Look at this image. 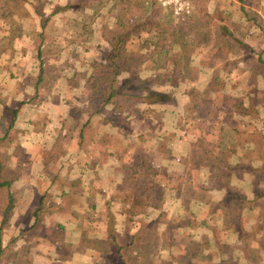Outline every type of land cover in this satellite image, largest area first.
<instances>
[{"label":"rangeland","instance_id":"1","mask_svg":"<svg viewBox=\"0 0 264 264\" xmlns=\"http://www.w3.org/2000/svg\"><path fill=\"white\" fill-rule=\"evenodd\" d=\"M115 1H97L91 5L87 2L86 7H83L84 3L80 0H34L36 14L48 18L45 32L51 41L47 43L43 57L51 65L50 69L47 68L44 87L52 90L54 83L60 79L70 83L68 86L66 83L64 91L70 99L72 112L79 115L98 110L97 107L104 100L105 85L100 83L94 87L88 80L90 77L99 78L100 70L96 69V64L111 50L107 39L121 32L116 24L120 13L117 14ZM154 1L163 21L159 26L148 28V34L145 32L125 45L126 54L131 57L120 62L126 69L118 76L116 86H120L126 77H141L152 80L151 88L172 101L163 106L148 107L141 99L120 98L119 108L108 107L105 112L113 121L108 127L114 126V131L123 127L127 131H138L136 129L140 128L141 121L151 117L150 123L148 121L149 124L143 126L149 137L154 138L163 132L160 131L162 127L159 123L166 124L167 134L175 133L181 137L183 141L178 144L176 151L184 155L183 159L189 157L186 166L191 168L182 167L177 175L189 183L187 195L190 198L202 194L211 207H206L205 213L197 215L202 211L200 205H186L188 209L194 210L191 211L192 217L175 221L183 224L188 220L191 238H200L201 234H195L199 226L197 220L205 218L209 212L212 227L218 230L220 238L227 241L223 251L228 254L231 247L239 242L233 236H224L226 233L221 227L231 229L235 223L219 205H223L227 197L254 195L255 191L264 190V66L258 60V55L264 51V29L256 28L247 18L248 14L264 19V0ZM74 3L79 8H74ZM12 10L14 14L17 12ZM56 10L59 13L52 15ZM137 10L133 8L129 12L133 20L139 19ZM222 27L229 29L233 36L224 34ZM36 28L37 37L40 38L42 29ZM158 29L164 33L157 34ZM8 51L14 53V49ZM5 55L9 57L6 52ZM20 61L22 65L26 62L23 59ZM37 63L38 69L40 60ZM7 67L10 69V66ZM6 70L0 71L1 79H9L13 74L11 70ZM158 74L161 76L158 77ZM140 95L142 97L144 94ZM164 110L172 118L166 123L163 122V117L166 118ZM127 116L133 117L134 126H127ZM104 119L98 116L96 123L105 122ZM59 127L53 126L52 129L58 133ZM119 144L120 140L116 141L115 147L121 148ZM241 161L243 164H240ZM237 165H242V168H230ZM249 171L257 174L251 181L253 184L256 182L251 189L253 193H249L247 187L251 176ZM170 173L171 170L166 168L162 176L169 177ZM155 197L153 193V199L147 200L145 208L158 205L159 201ZM169 200L164 203L163 214L168 218L174 217L166 212L172 207ZM231 201L228 208L238 210L241 203L234 199ZM125 202L130 204L133 200ZM90 203L92 200L88 201ZM182 203L183 200L178 197L176 204L179 209L185 208ZM117 206L116 209H120ZM242 206L250 207L244 203ZM256 208L257 214H264V199L259 201ZM134 218L130 217L131 221L136 222ZM140 219H144V216ZM150 219L152 216H148L146 225H149ZM244 219L243 225L239 226L248 235L251 233L248 230L250 219ZM256 221L253 219V222ZM170 223V219L163 221L164 225ZM151 224L153 226L144 232L148 237L159 233L156 230L157 223ZM257 226L264 229V220L259 221ZM212 234L203 232V239L210 248L207 250L213 255L216 254V246ZM123 235L131 237L130 232ZM244 239L247 254H251L252 259L257 258L250 247L249 237L245 236ZM126 255L131 257L132 252L127 251ZM258 258L264 259L260 254Z\"/></svg>","mask_w":264,"mask_h":264},{"label":"crops","instance_id":"2","mask_svg":"<svg viewBox=\"0 0 264 264\" xmlns=\"http://www.w3.org/2000/svg\"><path fill=\"white\" fill-rule=\"evenodd\" d=\"M7 1L0 0V71L6 68L13 74L9 79H1L0 75V264H110L112 252L104 251L110 244L101 246L97 240H104L99 232L105 226L98 218L106 216L108 208L125 225L124 233L130 232L131 237L136 232L145 236V230L153 226L150 222L157 223L158 232L167 226L163 224L165 219H158L164 214L167 199L172 206L167 215H174L170 221L192 217L194 210L186 205L194 203L202 210L197 215L205 213L203 200L188 197L189 183L177 175L182 167L191 168L184 165V155L176 151L182 139L178 134H167L166 124L162 123L159 125L163 132L149 138L148 161L155 173L147 174L140 168L136 172L144 186L150 185L144 198L149 201L155 193L159 203L145 208L125 202L135 197L122 190L127 169L112 154L114 136H120L125 128L114 131L109 124H97V117L91 118L88 112L85 115L72 112L61 79L52 90L44 87V80L40 90H34L38 94L31 91L41 71L36 68L41 43L36 27L39 29L42 17L34 10V0ZM18 4L26 8L25 14L13 13L12 7ZM8 49H14V53L10 54ZM20 59L26 61L24 65ZM23 101L25 105H21ZM164 114L163 122L172 119L165 110ZM90 119L94 121L87 132L85 124ZM151 120V117L143 119L138 131L130 133L134 139L127 136L129 147L134 143L139 150L147 148L148 144L139 136L146 134L143 126ZM126 121L127 126H134L132 116H127ZM53 126H60L58 133ZM82 137L84 143L80 146ZM166 168L171 170L169 177L162 176ZM178 197L183 200L185 210L177 206ZM117 205L120 209H116ZM142 216L144 219H140ZM148 216L152 219L146 225ZM130 217L137 221H131ZM197 221L195 234L201 236L193 240L188 220L181 226L171 225L175 236L171 244L162 241L161 264L163 260L165 264H210L211 253L203 239L206 230L201 219ZM87 231L91 234L85 237ZM180 234L182 240L177 238ZM129 243L131 246L122 250V257L126 264H133L143 258V245L136 241ZM192 245L199 250L195 257L189 250ZM127 251L132 252L131 257L126 255Z\"/></svg>","mask_w":264,"mask_h":264},{"label":"trees","instance_id":"3","mask_svg":"<svg viewBox=\"0 0 264 264\" xmlns=\"http://www.w3.org/2000/svg\"><path fill=\"white\" fill-rule=\"evenodd\" d=\"M101 1L105 2L106 0H80L81 3H84L83 7H86V3L90 2V5L94 2ZM109 1V0H107ZM242 1V0H241ZM8 3L18 2V0H8ZM21 2V1H20ZM22 3V2H21ZM74 8H79V5L77 3H74ZM132 5V6H131ZM115 7L117 9V14L120 13L119 17L117 18L116 24L119 25L121 28V32L114 34L112 39H107V42L110 43L111 50L104 54L101 60L96 64V69L100 70V74L98 75L99 78H89V82L94 86L98 87L100 83L105 85V88L103 89L104 94V100L102 104L97 107L98 110H90L88 111V114L94 119L98 116L105 118V124H112L113 121L109 117H107V114L105 113L107 111L108 107H118L120 106L119 99L120 98H130V99H141L145 105L148 107H157V106H163L167 103H170L172 100H167L165 96L154 89L151 88L152 80L148 79H142L141 77H129L125 80H123L122 84L120 86H116L117 78L118 76L125 72V67L120 64L121 61H127L131 56L127 55L125 52V45H127L132 39L138 38L142 36L143 33L147 32L149 33V29L151 26L156 25L159 26L162 23L161 18V11L157 6L156 1L154 0H116L115 1ZM138 9L137 12L140 13L139 19L133 20L129 12H131V9ZM12 9L17 10V12L21 15L25 14L26 9L23 6H20L19 4L12 7ZM13 11V10H12ZM16 13V12H15ZM59 13V10L53 11L52 15H56ZM126 13V14H125ZM161 18V19H160ZM247 18L250 22H253L254 25H256V28L263 30L264 29V19L258 15L255 17H252L247 14ZM48 26V18L44 19L42 17V22L40 24L41 27V43L38 47V60H40V75L36 79L35 82V88H31V91L33 93L38 94L34 90H40V86L42 82L46 79V76L48 74V69H50V66L48 62L45 61L44 53L45 48L47 46V43L49 44L51 41L47 37V33L45 32L46 28ZM168 28V27H167ZM223 33L229 36H233V33L229 31L226 27H222ZM163 30L158 29L157 34L164 33ZM167 32V30H165ZM55 40V39H54ZM175 43V41H173ZM209 43V42H208ZM264 51L263 53L258 55L259 62L264 66ZM48 68V69H47ZM154 69V67H153ZM158 68H155L157 70ZM158 71V70H157ZM108 73V74H107ZM161 76L158 74V77ZM102 78V79H100ZM150 81V83H149ZM67 82H65L66 85ZM70 84V83H69ZM67 83V86L69 85ZM149 85V86H146ZM140 93L144 94L140 95ZM26 101H23L21 105H25ZM20 105V104H19ZM105 113V114H104ZM92 120L90 119L86 124L85 128L86 130H89V127L92 128V125H90V122ZM94 121V120H93ZM92 121V122H93ZM15 120H12V123L14 124ZM114 126H112L113 128ZM124 128V127H123ZM91 130V129H90ZM123 131V130H122ZM132 131H123L120 136H114V147L112 149L113 156L121 163V165L127 169V174L123 177V183H122V190L129 191L132 193L135 197V200H133V206L138 205H148L147 199L144 198V196L148 195V190L150 188V185L147 184L144 186L143 182H140L138 175L136 174L137 169L140 168L144 171V173L147 174H154L155 169L151 166V164L148 161V155H149V148L151 137H149L148 134L140 135L141 139L144 140L145 144L147 145V148L144 150H139L137 148V145H133L131 143V147L127 144V136H132L133 134H130ZM135 136V135H134ZM85 137V135H84ZM84 137H82V144L80 143V146L84 143ZM109 137V136H108ZM138 137V138H139ZM146 137V139H145ZM136 143H137V136L135 137ZM120 140V146L121 148L115 147L116 141ZM62 147V146H61ZM60 148V147H59ZM134 150V153H133ZM167 153V151H166ZM189 157L184 159V164L187 165L189 162ZM253 163V160H251ZM240 164H243L242 161ZM242 168V165L230 167V168ZM247 171V170H245ZM250 178H248V184L247 187L249 190V193L252 192L251 189L254 188V185L251 181L254 180V176L257 174L253 171L248 172ZM143 184V185H141ZM151 184V182H150ZM253 193V192H252ZM236 194V193H235ZM189 197V196H188ZM195 199L199 198L200 200H203L205 207H208V209L211 207V203H209L207 200H205V197L202 194L196 195L194 197ZM232 199L234 201H239L241 203V206L238 210H233L230 207L228 208V205L232 203ZM261 199H264V190L259 189L254 192V195H233V197H227L223 203V205H219L223 210L225 215H230V217L233 219L234 223L233 227L229 229L228 227L225 229V227H221L222 231H224V236L231 238V236L234 237V239L239 242V244L233 245L228 254H226L223 250V245L227 244L226 240H223V237L220 238L218 235V230H216L211 225L210 221V215L209 212L206 214L205 218L201 219V222L204 224V228L207 232L214 233L212 234L215 241V252L216 254L212 253L210 254V264H264V259L258 258L259 254L261 257H264V229L262 227H258L257 223L261 220H264V214H257V205ZM230 201V202H229ZM143 202V203H141ZM242 203L250 205L249 208H243ZM227 204V205H226ZM252 205V206H251ZM254 205V206H253ZM161 208V207H160ZM221 208H217L219 211H221ZM230 209V210H229ZM239 214V215H238ZM240 216V217H239ZM161 217V219H169L168 216L164 217V215H161L158 217V219ZM209 217V218H208ZM244 218H249L250 224L248 227V230L251 232L248 235H245V231H243L242 227L239 225H243ZM253 219L257 220L256 222H253ZM98 220H102V225L105 226L104 229L99 232L101 235H103L104 240H99V243L101 246H107L110 245L104 249L106 253L112 252V254L109 256L111 258L110 264H126L122 257V250L130 245L131 242H141L143 245V251L142 254L143 258L141 260H137L133 264H161L160 259L163 256L162 252V241L166 240L170 244L173 241V237L175 236V233L172 232V226L171 225H177L180 226L183 224L178 223L173 219L171 223L164 227L161 232L154 235V237H148V236H142L139 234H135L131 237V239H128L124 237V228L125 225H122V222L119 223L117 216L111 212V210L108 208L106 216H99ZM90 231H87L84 236L88 237L90 235ZM95 234V233H94ZM245 236L249 237V240L251 242L250 247L254 250L255 256L257 258L252 259L251 254L248 253V249L246 248V243L244 242ZM180 239L182 240L184 237L179 235ZM177 237V238H179ZM191 238V236H190ZM192 240L194 238H191ZM95 240V241H97ZM93 242V240H92ZM197 246V245H196ZM192 245L189 246V250L192 253L193 256L196 255V253L199 251L197 247ZM186 249L183 252H178V256L181 255V253H184ZM176 253V252H175ZM170 256L176 255V254H169ZM168 255V256H169ZM195 257V256H194ZM163 264L166 263V260L162 261ZM171 264V263H167Z\"/></svg>","mask_w":264,"mask_h":264}]
</instances>
